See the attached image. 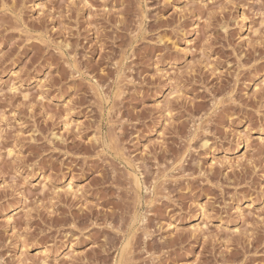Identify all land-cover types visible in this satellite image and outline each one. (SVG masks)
I'll use <instances>...</instances> for the list:
<instances>
[{
    "label": "rangeland",
    "instance_id": "obj_1",
    "mask_svg": "<svg viewBox=\"0 0 264 264\" xmlns=\"http://www.w3.org/2000/svg\"><path fill=\"white\" fill-rule=\"evenodd\" d=\"M0 264H264V0H0Z\"/></svg>",
    "mask_w": 264,
    "mask_h": 264
},
{
    "label": "bare ground",
    "instance_id": "obj_2",
    "mask_svg": "<svg viewBox=\"0 0 264 264\" xmlns=\"http://www.w3.org/2000/svg\"><path fill=\"white\" fill-rule=\"evenodd\" d=\"M71 186V185H70ZM69 188V187H68ZM69 189H71V188H69ZM134 227V226H133Z\"/></svg>",
    "mask_w": 264,
    "mask_h": 264
}]
</instances>
